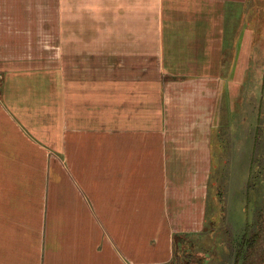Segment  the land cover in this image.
I'll list each match as a JSON object with an SVG mask.
<instances>
[{"label":"crops","instance_id":"0c3cea01","mask_svg":"<svg viewBox=\"0 0 264 264\" xmlns=\"http://www.w3.org/2000/svg\"><path fill=\"white\" fill-rule=\"evenodd\" d=\"M74 15L57 54H0V264H243L244 248L226 261L194 245L221 200L242 204V170L220 160L243 154L258 0H85ZM227 168L241 183L222 194ZM231 209L218 219L236 237Z\"/></svg>","mask_w":264,"mask_h":264},{"label":"rangeland","instance_id":"374dc122","mask_svg":"<svg viewBox=\"0 0 264 264\" xmlns=\"http://www.w3.org/2000/svg\"><path fill=\"white\" fill-rule=\"evenodd\" d=\"M83 1L85 0H0V54L10 55L8 52L11 50L13 53L18 52L19 57L57 54L62 29L60 26L63 25L64 31V25L74 20L75 9H80ZM258 2L257 24L252 25V32H243L242 41L243 45L253 46L252 49L243 48V51L256 54L255 61L259 63L260 70L259 76L253 74L252 79L244 80L243 83L242 114L239 116L242 126L237 132V137L242 139L243 154L237 160H220L226 166L231 164L235 172L242 170V204L228 195L227 201L221 200L218 209L214 211L218 214L217 219L212 220L210 236L204 235L206 238L197 240L194 245L202 248L203 243L207 242L206 249H228L226 261L232 259L235 251L244 248L243 264H264V0ZM11 41L16 43V48L14 44L10 48ZM46 49L48 52H44ZM250 90L257 91V95H253ZM221 135L224 138L227 136L223 129ZM234 176L241 183L239 176H232L227 168L226 174L214 187L217 189L221 188L219 185H223L220 190L222 194L223 191L226 194L224 185H229ZM222 198L224 199L223 196ZM228 203L232 208L229 221L234 225L236 237L230 236L231 226L228 220L218 219L220 215H224V208ZM223 258L218 257V253L215 254L216 260Z\"/></svg>","mask_w":264,"mask_h":264},{"label":"built area","instance_id":"2783aa9c","mask_svg":"<svg viewBox=\"0 0 264 264\" xmlns=\"http://www.w3.org/2000/svg\"><path fill=\"white\" fill-rule=\"evenodd\" d=\"M154 264H167V263H154Z\"/></svg>","mask_w":264,"mask_h":264}]
</instances>
